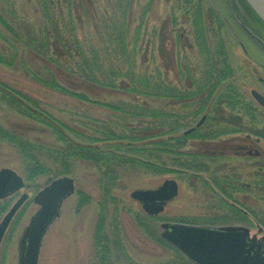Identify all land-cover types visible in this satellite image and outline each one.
<instances>
[{"label": "rangeland", "instance_id": "rangeland-1", "mask_svg": "<svg viewBox=\"0 0 264 264\" xmlns=\"http://www.w3.org/2000/svg\"><path fill=\"white\" fill-rule=\"evenodd\" d=\"M198 1L200 13L195 11ZM192 2L187 11L182 0H0V85L20 99H33L41 114L39 121L28 117L24 106L3 96L0 86V125L40 148L34 150L40 151L38 158L46 167L45 173L27 180L19 148L0 140V168L14 170L25 182L23 189L0 199V220L21 193L29 195L3 236L0 264H18V239L38 208L32 197L61 169L54 153L68 145L54 130L63 131L70 142L93 146H108L95 139L112 128L122 133L127 126L134 134H145L138 110L128 116L107 104H145L160 115L166 113L155 116L157 133L148 140L154 142L153 154L165 163H158L164 171L121 166L106 196L99 183L102 168L70 160L66 176L74 180L75 192L45 234L38 264H192L170 244L158 241L164 222L240 225L249 228L250 237L264 235V227L251 214L264 220L259 214L264 213V141L255 143L260 156L237 153L235 145L253 147L254 141L240 142L232 134L259 131L251 120L264 124V114L247 100L255 77L239 47L224 37L226 29L216 24L220 20L206 1ZM216 2L222 15L225 0ZM91 72L99 80L115 79L116 87L86 79ZM125 72L137 86L123 77ZM141 77L149 86L141 85ZM52 79L88 100L52 88ZM203 114L206 121L184 136ZM165 179L177 181L178 195L141 227L139 213L144 211L129 193L154 189ZM78 192L89 200L82 202ZM235 209L250 213L241 218ZM98 226L103 238L97 246Z\"/></svg>", "mask_w": 264, "mask_h": 264}, {"label": "water", "instance_id": "water-1", "mask_svg": "<svg viewBox=\"0 0 264 264\" xmlns=\"http://www.w3.org/2000/svg\"><path fill=\"white\" fill-rule=\"evenodd\" d=\"M245 2L264 24V0ZM253 95L264 108V97L255 92ZM22 188L24 180L21 176L10 168H0V199ZM74 191V180L64 175L51 180L33 195V203L38 208L18 239V264H38L42 240L59 216L62 203ZM177 195L178 185L174 179H165L154 189H135L129 193L145 213L155 216ZM27 199L28 193L23 192L0 220V244L12 218ZM160 226L161 238L192 264H264V237L257 243L245 226H197L174 222H164Z\"/></svg>", "mask_w": 264, "mask_h": 264}, {"label": "trees", "instance_id": "trees-1", "mask_svg": "<svg viewBox=\"0 0 264 264\" xmlns=\"http://www.w3.org/2000/svg\"><path fill=\"white\" fill-rule=\"evenodd\" d=\"M193 0H182V2L187 7V11L192 6ZM195 11H198L200 13V4L199 1L195 5ZM62 43V41H60ZM31 44H34L31 43ZM28 47L32 48L33 45H28ZM226 66V65H225ZM224 67V66H223ZM128 69V68H127ZM227 71L230 72L229 68L227 67ZM116 75H119L118 73ZM130 72L123 73V77L129 78ZM88 80H93L99 84L110 86V87H116L115 79H98L96 75H93V72L90 74H85L84 76ZM145 77V76H144ZM141 77V85H147L149 82L147 79H142ZM86 79L82 78V82H88ZM102 80V81H101ZM129 80L133 83V77L129 78ZM139 82L137 81L136 84ZM139 83V84H140ZM49 86L52 88H55L59 91L68 92L69 94H72L74 96L79 97V99L88 100V97L84 94H76L72 93L71 91H68L65 89L60 83H58L56 80H50L48 83ZM3 89V96L9 100L10 103L24 106V110H26L27 116L38 120L40 119V113L36 112L34 107L36 106V102L31 99L30 97L24 96L22 99L15 96V93L13 91L8 90L6 88H3V85H0ZM122 86V87H121ZM126 86V83L122 80L120 83V87L124 88ZM128 86V84H127ZM133 86H137L134 85ZM149 86V85H148ZM127 93L133 92V89H128L126 91ZM147 92V91H146ZM148 94V92L146 93ZM113 110L124 113L129 116L134 114V110H138L139 113L137 114V118L139 121H141L143 124H145V127H142L145 134L143 136H140L138 134H134V131L125 126L124 132L117 133L114 128H112L110 131L107 130L104 133H101L102 135H105V137L102 138H96L95 141H105L109 143L108 146H93L89 143L87 144H81V143H74L68 141L65 136L64 132L56 129L54 132L59 136L61 140H64L68 146L58 149L55 151V157L57 158V161L60 163L61 169H57L55 173L57 175H66L68 173V165L69 161L72 159H83L86 161H90L94 163L96 166H99L98 168H102V172L100 173V184H104V194L107 196L111 194V187L115 180L118 178V170L121 169V166H142L143 168H150L155 169L157 172H163L164 169L158 166V163L165 164L163 161H161V157L155 156L153 154V148L151 147L154 142H150L149 137H151L154 133H157L156 127H154L157 123L155 120V116H163L165 114H159L158 111H154V109L150 108L147 105H142L141 107H137L131 103H124L122 105H108ZM127 116V117H128ZM134 119V118H133ZM133 119H130L133 121ZM148 119V120H147ZM165 125V123H164ZM163 125V127H164ZM132 132V133H131ZM79 135L82 137H85L83 133H79ZM86 139L91 143V137H86ZM0 140H6L10 142L11 144L15 145L19 148V151L24 156V169H25V176L27 180H32L37 174H43L46 172V167L43 165L40 160L39 156L37 154L40 153L39 150L34 149H40L34 147V145L29 141L24 139V137L20 134H16L15 132L11 130H6L4 127L0 125ZM125 140H129V143H123ZM94 141V142H95ZM166 145L165 143H163ZM36 153V154H35ZM138 156H141L140 158ZM161 161V162H160ZM102 163V165H101ZM115 164V165H114ZM55 177H58V176ZM54 177V178H55ZM51 178L50 180L54 179ZM80 194V197H82V202L88 201L89 197H87L84 193L78 192ZM81 204V203H80ZM247 210V208H246ZM235 212L240 215L241 218H246V213H250L249 211H243L240 209H235ZM140 217L142 218L143 222L141 227H147L146 223L147 221L150 222V220H155V216H149L145 213H139ZM251 214L254 216V218L257 220V222L264 227V220L261 218H258L256 213L253 211ZM260 215L264 216V213L261 211L259 212ZM102 215L100 216V225L102 223ZM183 222V221H182ZM101 227H97V231L94 237V240L97 244V246L102 242L103 235H101ZM158 241L161 244H166L165 241H163L160 237H157ZM101 253V252H100Z\"/></svg>", "mask_w": 264, "mask_h": 264}, {"label": "flooded vegetation", "instance_id": "flooded-vegetation-1", "mask_svg": "<svg viewBox=\"0 0 264 264\" xmlns=\"http://www.w3.org/2000/svg\"><path fill=\"white\" fill-rule=\"evenodd\" d=\"M204 1H206L207 7L213 11H211V13H215V17L220 20V22L215 21L216 24L226 29L224 37L231 38L233 40L234 44L237 45L242 51V54L244 56L243 58L248 62L249 71L252 73L253 78L255 77V81L253 83V87L250 88V97H247V100H249L248 103L253 108H255L256 111L258 110L259 112L264 114V108L257 102L253 95V92H255L264 97V24L260 21V19L256 16V14L251 10V8L246 4L244 0H225V11L222 15L220 14L221 16L218 14L214 6V4L217 3L216 0ZM214 1L215 3L213 4L212 2ZM218 5L221 8V5ZM256 38L263 45L258 42ZM224 45L225 43L223 42L222 47L225 51L226 45ZM207 98L208 97L206 93V96L202 98L201 103L204 104ZM239 105L240 109L244 111V104L241 102L239 103ZM206 119V114H203L195 123V125L188 129L190 131L187 132V130L184 133V136L190 135L195 132L206 121ZM251 122H253V125L260 127L259 131L251 133L239 131L233 132L232 134H234L236 139L241 138L242 140H240V142L253 140V147H250L248 143L239 146L235 145L234 147L235 150H237V153L240 150H244L245 154L247 155L260 156L261 152L256 149L255 143L260 144V142L264 141V124H255L254 120H251ZM242 134H244L245 136H242ZM262 236L256 239L258 243L261 242L263 238Z\"/></svg>", "mask_w": 264, "mask_h": 264}, {"label": "bare ground", "instance_id": "bare-ground-1", "mask_svg": "<svg viewBox=\"0 0 264 264\" xmlns=\"http://www.w3.org/2000/svg\"><path fill=\"white\" fill-rule=\"evenodd\" d=\"M245 1V0H244Z\"/></svg>", "mask_w": 264, "mask_h": 264}]
</instances>
